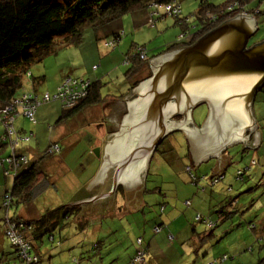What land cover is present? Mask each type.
I'll list each match as a JSON object with an SVG mask.
<instances>
[{
  "label": "rangeland",
  "instance_id": "1",
  "mask_svg": "<svg viewBox=\"0 0 264 264\" xmlns=\"http://www.w3.org/2000/svg\"><path fill=\"white\" fill-rule=\"evenodd\" d=\"M226 1L210 0V3L218 5ZM198 3L199 0L176 1L181 16H190L189 21L193 31L195 22L191 14L197 9ZM245 6L247 8L256 6L261 12L256 15L257 32L248 41V46H251L264 40V0H252ZM150 10L153 11L150 8L125 14L102 29L110 35L98 42L95 33L87 31L84 37L86 39L79 48L64 47L56 54L46 56L42 62L33 65L30 69L34 81L43 75L45 80L34 85L33 79H26L22 92L29 90L35 91L36 94L48 93L53 97L66 78L84 81L88 79L85 76H90L87 72L90 71L104 80L101 82L103 96L116 95L118 92L128 94L132 85L125 76L128 67L122 64L124 54L129 53L133 44L144 46L146 56L151 58L167 45L179 40L180 29L174 26V19L167 13L165 7L160 5L154 8L157 11L156 16ZM152 21L155 23L153 24ZM114 33L119 34L118 44L106 48L104 42L109 39L114 40L115 36L112 35ZM89 44L92 45L90 51L87 50ZM102 55H110V58L104 59ZM149 70L150 62L141 72L138 84L148 79ZM109 71H111L110 75H108ZM63 76L64 78L61 79ZM61 105L59 100L51 99L38 106L34 119L23 116L24 126L33 131L31 138L29 132L26 133L28 139H24L25 134L18 137V140L15 136L11 137V143L5 148V153H0V158L21 151L25 158L32 160L26 154L28 147L42 153L48 152L62 129L57 123L61 115ZM51 108H58V114L52 113L47 116ZM206 109L207 107L202 105L193 111L194 123L201 124L204 121L208 114ZM253 112L264 135L263 93H256ZM39 115H43L44 118L40 119ZM14 123L16 126V120ZM60 124L64 125V123ZM48 126L51 127L50 131ZM37 127L41 131L43 128L46 129L45 137L39 132L34 134ZM3 131V124L0 123V136ZM180 135L175 138L177 139L175 156L171 151L161 156L160 154L154 156L140 195L141 199L136 202L137 197H134L136 204L129 205L131 197L122 201L119 196L112 200L102 199L91 203L88 206L89 210L97 208L93 209L94 213L89 211L92 216H88V223L84 229L78 227L73 215L60 221L56 230L52 232L53 239L50 240L45 235L42 243L30 251L29 257L30 254L37 255V261L33 264H206L222 255H227V260L223 264H255L264 255V250L261 248L264 245V233L261 230L264 226V163L258 162L256 155L251 158L246 156V153L242 154L245 157L241 160L239 153L227 169L230 185L226 186L227 178L224 181L213 182L210 176L214 170L211 167L205 169V172L209 171V173L202 177L189 165L185 159L188 151L186 138L184 134ZM12 142H15V145H12ZM96 149L99 154L98 146L88 144L90 156L98 157L95 153ZM260 150L262 151V147ZM176 153L179 155L176 156ZM4 175V171H1L0 197L4 194V179L7 180L8 191L13 182L11 174ZM65 179L62 178L61 181L65 182V188H60L58 185L55 186L58 190L49 187L34 194L33 201L27 204L5 207L2 198L0 199V231L2 232L0 233V264H7L6 259L10 261L9 264H26L27 261L22 256L18 257L19 254L15 256L13 250L17 251V248L11 245L10 237L3 235V224L5 223L7 227L13 225L8 224L7 217L19 214L21 211L25 212L27 209L28 212H33L36 218L48 209L65 205L75 190L71 183V175H69V184ZM222 183H225V186L221 185ZM220 187L229 188L225 191L228 198L239 195L235 201H239L238 206L241 208L239 210L243 212L242 216H245L247 221L236 222L233 225L220 222L221 225L217 224L212 228L216 218V213L213 214L212 210L218 209L219 205L213 206L217 201L219 202V198L213 197L211 192L216 190V193L220 194ZM249 187L253 190L248 191ZM84 209L86 212L87 208ZM251 211L252 213L249 214ZM214 230L215 236H211L210 232ZM140 253H142L140 258L144 261L141 262L140 259V262L134 261L135 258H139Z\"/></svg>",
  "mask_w": 264,
  "mask_h": 264
},
{
  "label": "water",
  "instance_id": "2",
  "mask_svg": "<svg viewBox=\"0 0 264 264\" xmlns=\"http://www.w3.org/2000/svg\"><path fill=\"white\" fill-rule=\"evenodd\" d=\"M257 29L252 16L238 15L191 46L151 61L148 79L129 91L124 100L128 114L123 116L119 132L107 134L101 141L95 175L64 206L107 199L120 182L133 189L140 183L154 148L173 128V132L179 128L185 133L193 165L217 157L236 141L242 143L241 150L255 149L261 132L252 105L264 83V43L247 45ZM137 90L140 102L130 101ZM202 105L208 114L201 127L184 128L183 121L193 124L192 113ZM176 114L183 119L179 124L170 122Z\"/></svg>",
  "mask_w": 264,
  "mask_h": 264
},
{
  "label": "trees",
  "instance_id": "3",
  "mask_svg": "<svg viewBox=\"0 0 264 264\" xmlns=\"http://www.w3.org/2000/svg\"><path fill=\"white\" fill-rule=\"evenodd\" d=\"M176 1L178 0H0V123L3 124L4 128L3 134L0 136V153H5L4 150L8 143H11V137L15 136V139L18 140V137L23 136L18 134L14 122L18 116H25L30 119L24 114V103L29 101L31 97H36L37 104L34 105L32 116V119H34L38 106L47 102L42 101L46 93L36 94L35 91L31 92L29 90L22 92L26 79H33V84H35L44 78L40 76L34 81L35 78L32 77L33 75L30 72L33 65L42 62L50 54H56L61 48L79 47L86 39L84 37L87 31L94 32L96 37L97 33L103 28L119 20L125 14L151 8L153 11H150L156 16L157 11L154 8L162 4L177 7ZM250 1L252 0H227L225 3L214 5L210 3V0H199L197 9L191 14L195 22L192 28L194 31L191 30L190 16L182 17L181 13L177 15L170 14L174 19V26L180 29L179 35L182 38H178L179 40L167 45L166 48H163L151 58L146 56L144 46L133 44L129 53L124 54L122 64L128 67L125 76H127V80L131 81L130 85L132 87L130 89L137 85L141 72L145 70L151 59L173 50L191 46L207 32L243 12L256 19V15L261 12L256 6L247 8L245 5ZM211 16L213 17L212 20L209 19ZM152 23L155 22L152 21ZM112 35L115 36L114 40L109 39L104 44L114 41V45L111 46L114 47L118 44L120 38L118 33ZM116 38L118 39L116 40ZM262 43H264V40L253 43L251 46ZM251 46L247 45V47ZM141 56H144V58ZM84 81L88 82L84 97L77 100L71 107L66 108L61 105V115L57 123L65 122L78 114L83 108L102 101V84L99 81L90 79ZM257 93L264 94V83ZM56 94L57 90L54 95ZM51 99L50 96L49 100ZM31 136L30 134V138ZM24 139H28V135L25 134ZM12 145H15V142H12ZM53 147H57V151ZM60 148L58 143H52L48 150L50 152H43L42 156L57 154L60 152ZM25 157L19 151L18 154L14 153L11 156L0 158V172L4 171V176L7 174L13 176L10 190L6 189L1 197L5 207H16L20 204L29 203L34 188L47 176L42 157L34 160H28ZM78 197H81V195ZM130 197V205L136 204L135 201L141 199L140 197L134 201L135 194ZM231 204H233L232 201ZM88 206L89 204L75 207L62 205L45 211L44 214L35 219L22 220L14 214L7 217L6 220L8 223L12 222L17 226H21L16 229V233L24 243L29 245L27 251L29 254L32 249H36L37 245L42 243L45 235L52 240V232L56 230L57 224L68 219L71 215H73L78 227L84 229L88 223V216H92L89 211L92 212L94 209L89 210ZM85 207L87 208L86 212ZM220 212L219 210L218 213ZM78 215L80 218H78ZM220 222L223 223L221 215L215 219L212 228ZM2 229L3 235H6L7 226L5 223ZM212 234L210 232L211 236L215 235ZM11 245L14 246L12 243ZM261 248L264 250V245ZM13 252L15 256L18 254L16 249ZM30 256L35 257L37 261L36 254H30ZM12 259L14 262V258ZM139 259L141 262L144 261L140 257ZM226 260L227 255H222L220 258H216L212 262L208 261L206 264H223ZM6 261L9 264L10 261L7 259ZM134 261L139 260L135 258ZM255 264H264V255Z\"/></svg>",
  "mask_w": 264,
  "mask_h": 264
},
{
  "label": "crops",
  "instance_id": "4",
  "mask_svg": "<svg viewBox=\"0 0 264 264\" xmlns=\"http://www.w3.org/2000/svg\"><path fill=\"white\" fill-rule=\"evenodd\" d=\"M107 35L108 34H106L105 31L101 30L99 33H97L95 39L98 42V41L106 38ZM91 46L92 45L89 44V48L87 50L90 51ZM98 46H99V44L96 47L98 48ZM77 48H79V47H77ZM81 50L82 49H80V52H81ZM73 54L75 55V53H73ZM83 54H84V51H83ZM91 55H92V53L90 54V56ZM102 56L104 57V59L110 58V55H106V56L102 55ZM103 68L105 70L104 66H103ZM87 72L90 74V76H85L86 78H88L92 81H99L100 83L102 81H104L103 79H101L97 75H93L90 71H87ZM110 72L111 71H109L108 75H110ZM43 77H44V75H43ZM63 78H64V76L61 79H63ZM44 80H45V77L42 79V82ZM130 82L131 81H129V83ZM40 83H41V81L38 84H40ZM133 89H135V88L129 89L128 92L133 90ZM101 93H102V101L100 103H97V104L83 108L78 114L74 115L72 118L67 120L68 123H67V121L59 122V127L62 129H61L60 133L58 132L57 140H55L53 142V143H58V141L60 142V143H58V145L61 147L59 153L51 154L49 156H46V155L42 156V154H43L42 152L35 150V149H32V148H29V147L26 148V154L29 157H31L32 160L38 159L41 157L43 158V162L45 163L44 170H45L46 175H47L46 178H44L34 188V190L32 192L31 201H33L34 194L40 193L42 190H46L49 187H55L58 185L60 188L61 187L65 188L64 187L65 182H61V181H62V178H66L65 180L69 184V175H71V183H72V185H74V189H75L73 194L78 189H80L82 186H84L95 175V173L99 167V161L101 158V151H102L101 141L107 136V134L119 132V128L121 125L122 118L124 115L128 114V110H127V107H126V104L124 101L127 98V94H125L126 92H124V93L118 92L116 95L106 94L104 96H103L102 91H101ZM42 94H44V93H42ZM116 110H117V112H116ZM58 111H59L58 108H56V109L51 108L50 111L46 115L49 116L52 113L58 114ZM206 111H207V109H206ZM37 112H36V115H37ZM252 112H253V105H252ZM47 116H45V117H47ZM253 116L255 119V124L257 125V127L260 130V125L257 122V119H256L254 112H253ZM39 118L43 119L44 117H43V115H41V116L39 115ZM23 119L24 118L21 116H18L15 119L17 122V125L15 127L17 129L18 134L24 135V134L29 132V135L30 134L32 135L33 131L29 130L26 126H24V123H25L24 120L25 119L24 120ZM71 122H72V124H69ZM60 123H64V125H62ZM194 125H196V124H194ZM197 128H199V127H197ZM48 130L50 131L51 127L48 126ZM37 132L41 133L44 137L46 136V129L45 128H43V130L41 131L39 129V127H37L36 132L34 134L36 135ZM260 132H261V139H260L258 146L255 149L243 148L241 150L242 143H238L239 146L237 145V147H235V145H233L231 147L224 148L223 151L217 157L209 158L206 162H200V165H193L192 164L193 159L189 156V151H187V154L185 155V157H186L185 159L187 160V162L189 163L190 166H192L193 168L196 169V173H200L202 175H208L209 171L205 172V169L211 167V169H213L214 172L210 177H212L214 175H219V174L224 175V178L222 179V181H224L225 178H227V180H225V181H226V186H228L230 184H228V171H227V169L230 167V164H231L232 160L234 159V157L236 155H237V157L239 156V154H236V152H238L239 150H241V152H242V153H240V155H241L240 159L241 160H243V158L245 157V155H242V154L246 153V156H248V157L250 156L251 158H254L253 156L256 155L258 162L264 163V135H263V132L261 130H260ZM48 134H49V132H48ZM89 143L95 144L96 146L99 147V154H98L97 158L89 155V150H88V144ZM173 147L175 149V147H176L175 144H173ZM261 147H262V151L260 150ZM175 152H176V149L174 151V156H175ZM177 155H179V154L176 153V156ZM200 168H201V172H200ZM145 173L142 177V179H144V180L148 176V174L147 173L145 174ZM142 179L138 185H140L142 183ZM74 181H75V183H74ZM0 183H1V172H0ZM120 184L122 187H124L121 182H120ZM138 185L135 186L133 189L128 190L129 191L128 193H132L135 190H137ZM221 185L225 186V183H222ZM252 187H249L247 190L248 191L253 190ZM5 189H7V180L6 179H4L3 191H6ZM55 189L58 190V188H56V187H55ZM226 189H227L226 187L225 188L220 187V190H221L220 194H217L216 190L211 192L213 197L219 198V202H221V201L224 202V203H219L217 201L216 204L213 206V207H217V205H219L218 209L213 208V210H212L213 214L217 212L215 219H217L219 217V215H221L223 222H227L231 225H233L236 222L242 223L244 221H247V218L245 216H242L243 212H241V210H239V209H241L238 206L239 201H235L238 199L239 195H237L236 197H229L228 198V195L225 194ZM64 192H66V189L64 190ZM0 193H1V191H0ZM141 194H142V192H141ZM129 195H132V194H129ZM140 197L141 196H139V198ZM223 197L227 198L228 200L226 201V199H224ZM0 199H1V197H0ZM122 201H124V200H122ZM231 201L233 204L229 205V203H231ZM93 203H95V202H93ZM128 203L129 202H127V204ZM90 204L91 203H89V205ZM129 205H130V203H129ZM95 208H97V207H94V209ZM222 208H223V211H221ZM24 209H25V206H24ZM31 210L33 211V209H31ZM219 210L221 211L220 213H218ZM92 212H93V210H92ZM28 213H31V211L28 212L27 209H25V212L21 211V213L15 214V216L19 217L22 220L35 219L33 212L31 214H28ZM251 213H252V211L249 212V214H251ZM224 214H226V215H224ZM79 215H78V218H80ZM39 216H37V217H39ZM241 223H239V224L241 225ZM260 223H261V221H260ZM220 225H221V223H220ZM263 228H264V226H263ZM263 228L261 230L264 233ZM212 232L215 233L216 231L215 230L211 231V234H212ZM0 233H2V232L0 231Z\"/></svg>",
  "mask_w": 264,
  "mask_h": 264
},
{
  "label": "built area",
  "instance_id": "5",
  "mask_svg": "<svg viewBox=\"0 0 264 264\" xmlns=\"http://www.w3.org/2000/svg\"><path fill=\"white\" fill-rule=\"evenodd\" d=\"M165 7V10L169 14L177 15L180 14L179 6L173 7L171 5H163ZM210 20L213 19V17H209ZM182 38V36H180ZM114 45V41L108 42L105 44L107 47H111ZM144 58V56H141ZM65 82L57 88V94L52 97V99H59L62 105L66 108L71 107L75 104L77 100L84 97L85 95V89L88 85V82L83 80H71L70 78H66L64 80ZM50 99V96L48 94H45L42 98V101H48ZM35 103L37 104L36 97L32 98L29 101H26L23 106L24 114L32 119L33 116V109ZM55 151H57V147H53ZM50 152V151H48ZM199 219V217H197ZM10 224V223H8ZM13 225H9L7 227L6 235L10 237L11 243L16 246L17 253L19 254L18 257H24L27 259L26 264H33V262L36 261L35 257H29L28 255V247L29 245L24 243L22 238L17 235L16 229H19L21 226H17L16 224L12 223ZM142 255V253L139 254V257ZM136 260H139V258H136ZM212 264V263H209Z\"/></svg>",
  "mask_w": 264,
  "mask_h": 264
},
{
  "label": "flooded vegetation",
  "instance_id": "6",
  "mask_svg": "<svg viewBox=\"0 0 264 264\" xmlns=\"http://www.w3.org/2000/svg\"><path fill=\"white\" fill-rule=\"evenodd\" d=\"M257 27V26H256ZM138 83H137V85L134 87L135 89L138 87ZM140 93V90L138 91L137 90V92H134V93H132L131 95H130V98H131V100L130 101H133V100H136L137 102H140V97L138 96V94ZM118 110V109H117ZM117 110H116V112H117ZM207 111H208V109H207ZM191 120H192V118H190ZM181 120H183L182 119V116H179V115H175V117H173L172 119H170V122H174V123H180L181 122ZM193 121V120H192ZM193 123H194V121H193ZM188 124V125H187ZM194 124H196V123H194ZM201 124H203V123H201ZM201 124H196L195 126L193 125V124H191V123H186L185 124V122L183 121V126H184V128H186V129H188V128H192V127H201L200 125ZM173 130H174V128L171 130V132H169L163 139H162V141L154 148V150H153V153L151 154V159H150V162H148V164H147V168H145V172L148 174V172H149V168H150V166H151V162H152V160H153V158H154V156L157 154V155H159L160 154V156L161 155H163V154H165V152H168V151H171V152H173L174 153V151H175V149H174V147H173V144H175V146L177 147V145H176V141H177V139H175L177 136H178V134H181L182 136H183V134H185V133H183L182 131H181V129H179V128H175V130H179V131H174L173 132ZM180 135V136H181ZM238 141H236V144H235V147H237V145H238V143H237ZM239 146V145H238ZM239 153H242L241 152V150H239L238 152H236V154H239ZM237 156V155H236ZM145 173V174H146ZM201 176L202 177H205V176H207V175H202L201 174ZM144 185H145V180L144 179H142V183L140 184V185H138V187H137V190H135L134 192H132V193H128L129 191H128V188L126 187V188H124V187H122L121 186V184L119 183L118 185H117V187H116V191H115V194L114 195H112L111 197H109L108 199L109 200H112L113 198L115 199L116 198V196H119V198L121 199V200H125L126 198H130V196L131 195H129V194H135V196L137 197V198H139V196L141 195V192H142V190H143V188H144ZM112 188V179H111V186H110V189ZM109 189V190H110ZM127 194V195H126ZM126 195V196H125Z\"/></svg>",
  "mask_w": 264,
  "mask_h": 264
},
{
  "label": "clouds",
  "instance_id": "7",
  "mask_svg": "<svg viewBox=\"0 0 264 264\" xmlns=\"http://www.w3.org/2000/svg\"><path fill=\"white\" fill-rule=\"evenodd\" d=\"M163 5V4H162ZM242 14H245V16H251V15H248V14H246L245 12H243V13H241V14H239V15H242ZM255 24H256V20H255ZM256 26H257V24H256ZM181 36V35H180ZM180 36H179V39H180ZM171 52V51H170ZM155 58H153V59H151L149 62H151V61H153ZM46 94H48V93H46ZM239 176V175H238ZM224 178V175H222V174H219V175H214V176H212L211 177V180L213 181V182H219V181H221L222 179ZM108 199V198H107Z\"/></svg>",
  "mask_w": 264,
  "mask_h": 264
},
{
  "label": "bare ground",
  "instance_id": "8",
  "mask_svg": "<svg viewBox=\"0 0 264 264\" xmlns=\"http://www.w3.org/2000/svg\"><path fill=\"white\" fill-rule=\"evenodd\" d=\"M256 20V19H255Z\"/></svg>",
  "mask_w": 264,
  "mask_h": 264
}]
</instances>
